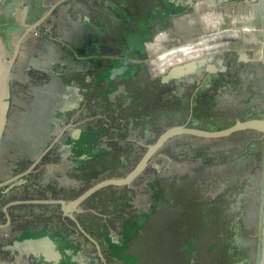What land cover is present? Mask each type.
<instances>
[{
    "label": "trees",
    "instance_id": "1",
    "mask_svg": "<svg viewBox=\"0 0 264 264\" xmlns=\"http://www.w3.org/2000/svg\"><path fill=\"white\" fill-rule=\"evenodd\" d=\"M76 1L88 9L89 16L101 34L99 37L100 45L107 47L109 53L114 56H122L125 50H131L133 53L140 51L141 33H152V30L163 27L166 21V16L159 11L152 12V7L157 6L158 2L165 5L167 0H129L131 5L126 3L125 7H123V3L127 0H113L115 1L113 7L107 6L103 0ZM229 1L241 2L243 0ZM216 8L217 6L211 8L209 13L217 11ZM156 14L158 19L154 20V23L152 20L155 19L153 16ZM238 17L231 20L230 23L235 24L244 20L243 17ZM187 23L193 24L192 19L189 18ZM219 26L217 24V26L209 29L202 35V38L212 39V37L215 38L220 34L228 33L226 30L229 28L221 29ZM161 36H163L162 43L152 55L172 42L170 39L166 40L168 36H171L169 33L163 32ZM191 38L194 37H187L186 39ZM211 39L201 40L202 43L192 42L185 48H175L177 46L175 44L171 49L162 51L164 52L162 55L158 54L157 57L151 58L148 62L152 75H161L174 65L200 58L197 53L198 48L212 46L210 45L213 42ZM206 47L204 50L208 52ZM142 58L143 56L140 59ZM114 59L93 58L91 60L92 85L82 105L81 119L83 120L79 125L80 138L75 146H84V148L79 147L77 153H83L85 150L88 157L72 173V177L83 184L84 188L77 190L50 182L48 179H45L44 182L40 181L38 178L32 177L35 168L14 185L0 188V190L5 189L13 200H70L99 179L125 176L132 169L133 162L138 161L144 153L146 143H152L166 127L185 122L186 116H189V101L196 108L201 105L204 106L205 100L209 97L205 91H209L220 80H222L220 86L223 87L229 80L226 73H214L209 75L201 86L188 88L183 84V81L164 79L163 76L151 77L144 64L138 67L124 65L121 73L116 76L120 79L119 85L109 88L112 79L106 77L101 71L121 65L113 66ZM104 81L106 85L102 87ZM223 81H225L224 84ZM234 86L240 88L241 82L234 81ZM166 94L167 98H164ZM175 101L178 104H175ZM172 104L174 108H172ZM170 108L174 110V116L176 115L179 119L177 117L168 118L167 114ZM252 116L260 118L263 115L260 117L259 115ZM128 133L135 134L138 139L145 140L144 144L137 146L140 150L136 153L134 141L128 139ZM149 133L154 134V136L147 139ZM116 136H120L121 140H114ZM103 137L114 140L110 142L112 147L93 150L95 144ZM178 137L194 136L187 134L174 136V138ZM224 138L230 139L232 143L221 149L199 151L179 147L177 152L168 153L172 158L186 159L189 162V167L182 173L171 176H160L158 173L154 175V192L157 197L151 204L150 213L146 214L142 210L137 211L129 206L126 209L127 205H133L136 196L132 182L128 186H106V188H120L126 198L123 196V199L121 196L105 198L103 197V193H105L103 187L81 202L80 207L83 211L77 213L75 217L80 226L98 242L102 256L104 253L106 257H103L106 263L108 256L101 247L110 246L115 255L119 257H125L126 254L129 255L128 253L137 254L134 250L135 246L133 247L136 244L134 241L141 234L140 231L154 217L160 216L166 211L167 222H171L173 225L183 215H186V210L183 212L182 209H185L189 204L188 207H191L190 212H187L191 214L189 220L182 226H176V228L185 226L187 230L188 227L192 228L195 220L196 227H193V235H188V237L186 235V241L192 252V256L189 258L193 261L187 263L186 259L188 258L185 256L183 260H186V264H254L256 232H249L250 241H252L250 246H243L240 241L243 230L240 215L244 209L242 203L246 201L247 195L242 188H252L257 192L252 182L254 181V172L261 171L264 136L261 132L249 129L234 132L220 139ZM168 141L156 152V156L166 151L165 146ZM54 149L48 151L42 160H47ZM91 151L94 152L91 153ZM194 161L198 163L192 165L190 162ZM109 164L115 165V167L119 165V168L113 169ZM56 165L49 170L54 171L65 167V164H61L60 168H56ZM27 166H22L20 171ZM108 169L115 171L108 172ZM245 169L247 170L246 178H233L235 173L242 174ZM211 186L221 187V190L217 194L208 193ZM184 199H186V204ZM0 201L4 202L3 195H0ZM130 202L131 204H129ZM227 209L230 210L225 211ZM8 213L12 219L13 229L20 238H24L26 235L24 231L28 230L49 231L67 237L77 234L94 247V244L78 230L73 220L61 214L58 204L15 203L9 205ZM177 215L181 217L176 219ZM211 221L213 223H210ZM210 225H212L211 227L214 229L212 232L214 233L202 236L203 231L210 230ZM111 232H118L120 236H123L122 242H114L115 238L109 235ZM116 244H121L119 250L116 249L118 246ZM71 250L74 251V249ZM111 252L113 251L110 250L109 253ZM238 252L243 254L239 256ZM196 255L203 257L197 259ZM129 264H139V262L134 261L133 263L129 262Z\"/></svg>",
    "mask_w": 264,
    "mask_h": 264
},
{
    "label": "rangeland",
    "instance_id": "2",
    "mask_svg": "<svg viewBox=\"0 0 264 264\" xmlns=\"http://www.w3.org/2000/svg\"><path fill=\"white\" fill-rule=\"evenodd\" d=\"M167 1V3H164L165 5H162V2H158L157 6L152 7V12L159 11L161 14L166 16L164 26L160 28L156 27L157 29L152 30V33H141V38L139 41V45L141 46L140 51L133 53L131 50H125L122 56L114 57V63L112 64L113 66L116 64L121 65L101 71V73L104 72L106 77L112 79V83L109 88H114L119 85L118 82L120 79L116 78V76L118 75V72H120L121 66L135 65L138 67L141 64L146 66L151 77H161L166 75L170 69L183 66L178 74L174 75L175 73H171L170 75L172 76L169 77V79L177 82L183 81V84H185L186 87L195 88L201 86L202 82L207 78L208 74L204 71V67L208 62H210L216 64L217 67L220 68L221 71L217 72L226 73L229 76V80L223 87L220 86V83L222 82V80H220V82H216L209 91H205L208 93L209 97L207 100H205L206 103L204 106L201 105L200 107L196 108L194 104H191V101L188 102V114L191 116L189 119V125L208 130H215L223 128L237 119L254 118L252 115H259V117L261 115L264 116V85L262 82L260 83V73L261 71L264 73V64L259 59L262 57L264 45V0H255L253 2L247 0H243L241 2L215 0L217 4V11L214 13H209V11L212 10L211 8L197 11L195 13L196 24H188L183 18L186 13H192L191 3L195 0ZM103 2L106 3L107 6L111 7H113L115 4V1L113 0H103ZM125 3H127L129 6L131 5L129 0H127ZM248 14H252L253 19L247 21L243 20L242 22L235 24L230 23L231 20L239 18V15H243L241 17L247 18ZM153 17L155 19H153L152 22L158 19L157 14ZM217 24L220 25L219 27L221 29L233 28L239 31L240 28H247L248 31L242 34L246 38L253 37V40L245 43V41H243L241 38L238 39L237 30L234 33L220 34L215 38L212 37V39L202 38L204 33L217 26ZM37 31L39 32V30L36 29V32ZM163 32H167L171 35L168 36L166 40H183L187 37H195L199 34L198 38L194 39L195 41L193 42L198 41L199 43H202L203 40L207 39H211L213 42L210 44L212 46H204L208 48V52L204 50V47L198 48L197 53L200 58L189 61L188 63L185 62L186 64L182 63L174 65V67L172 66L168 68L169 70L167 69L163 74L154 76L150 71V66L148 63L149 53L147 51L149 47L151 48V46L154 44L151 41L155 38V36ZM150 42L151 44L149 45ZM185 42L186 41H184L183 45V42L176 43L177 46L175 48H185L189 44H192V42ZM160 43L157 45L158 47L160 46ZM244 53L254 61L252 63H245L240 60L239 56ZM8 56L9 54L5 55V59H7ZM142 56L143 58L140 59ZM237 80L241 82L240 88H236L234 86V81L236 82ZM224 83L225 81H223V84ZM105 85V81L102 82V87H105ZM164 98H167V94L164 95ZM175 104H178V102L175 101ZM172 108H174L173 104ZM167 115L170 119L177 117L176 115L174 116V110L171 108ZM177 118L179 119V117ZM187 118L188 116H186L185 122ZM16 126H18V129ZM59 127L60 129L62 128V126L57 123H23L21 125H15V128L12 130L11 137L8 135V131H6L5 134H3L0 143V179L11 176L20 171L22 166L28 165L32 161L33 157L37 155L55 137V135L60 132V129H58ZM67 128L56 141L57 143L55 144V149L51 155H49V158H47L45 161L41 160L37 165L36 169L33 171L32 177H36L43 182L45 179H48L50 182L66 185L80 190L84 188V186L83 184H80L76 178L72 177V173L79 164L83 163L87 159L88 153L85 152V150H83V153H77V149L79 147L84 148V146L79 145L78 147H75L76 142L80 138V128L75 127L76 130L74 129L72 131H66ZM153 136L154 134L149 133L147 134L146 138L150 139ZM127 137L129 140L134 141L135 153L140 150L138 145L145 143L144 139H138L135 134L128 133ZM120 138V136H116L114 137V140H121ZM220 138L212 139L194 136L178 138L173 137L169 139V141L167 140L168 143L165 146L167 153L165 151L161 152L157 156H153L144 168L143 172L132 181V188L135 190L136 196L135 200L133 201V205H127L126 209H128L129 206L131 208L133 207V209L137 211L142 210L143 213H150L152 208L151 204L153 201H155V197H157L154 192V175L158 173L160 176H171L173 174L182 173L189 167V162L186 159L172 158L168 153L177 152L179 147L191 148L199 151H210L227 147L232 143L230 139ZM111 140L112 139H109L108 137H103L97 142V144H95L93 150H97L99 148L104 149L107 147L111 148L112 146L110 142L114 141ZM93 152L94 151H91V153ZM168 159L172 161L170 169L165 167V162ZM136 162L137 160L134 161L133 164L135 165ZM190 163L192 165H196L198 162L194 161ZM19 164L21 165L20 167ZM61 164H65L63 169L54 171H52V169L49 170L50 168H54V165L57 166L56 168H60ZM109 165L113 167V169L119 168V165L116 167L112 164ZM113 169H108V172L115 171ZM254 173L255 175L252 185L256 188L257 192H255V190L252 188H242L247 195L246 201L242 203V205H244V209L240 215L243 223L240 241L241 244L246 247L250 246V243L252 242L250 241L251 238L249 236V232H256L259 213V187L261 175L260 171L258 170ZM246 176L247 170L245 169L242 174L235 173L233 178L239 177L242 179L246 178ZM104 188L105 193H103V197L105 198H111L113 196H121V199H123V197L126 198L120 188ZM210 188L208 193L211 194H217L221 190V187L219 188L216 186H211ZM5 192V189L0 190V195L4 194ZM185 202L186 199H184V203ZM129 204H131V202ZM188 205L189 204H187L185 209H182L183 212L186 210V215H183L182 217L177 215L176 219L180 217L181 218L178 222H175L176 225L174 223L171 225V222H167L166 211H164L162 215H157L154 217L152 221H150V223L140 231L141 234L138 235L134 241L136 244L133 245V247L135 246L134 250L137 254L128 253L129 255L126 254L125 257H119L115 255L114 250L111 249L110 246L105 245L104 247H101L103 252L105 251L108 256V261L106 260L108 262L107 264H129V262L133 263L134 261L136 263L139 262V264H183V262L186 264V260L187 263H189L191 260L193 261V259L189 258L192 256V252L190 251V245L186 241V235L187 237L188 235H193V227H196L195 220L193 222L192 228L188 227L187 230L185 226L176 228V226H182L189 220L188 218H190L191 214L187 212L191 207H188ZM3 206L4 205L0 203V209H3ZM229 210L230 209H227L225 211ZM119 211L121 210L119 209ZM210 223L213 222L211 221ZM211 226L212 225H210V227ZM213 230L214 229L211 227L209 231H203L202 236H207L209 233H214L212 232ZM195 233L198 234L199 232ZM111 234H113L116 238L114 242H122L123 236H120L118 232H112ZM74 236L75 238L78 237L84 239L77 234ZM6 241H8V243H6ZM12 242V239L7 240L0 238V258H6L7 261H11L13 258V254L11 252L17 250V248H15L17 245H14ZM88 244L89 247H87L86 251L90 254L91 261H93L94 264H102L103 262L97 256L95 248L90 243ZM116 245H118L116 249L119 250V245L121 244ZM109 249L113 252L109 253ZM2 252H6L7 254H3L4 257H2ZM210 254L211 252L209 253V256ZM242 254L243 253L238 252L239 256ZM185 256L188 259L183 260L185 259ZM78 257L80 258L81 262L86 260V258H83L81 255ZM103 257H105L104 253ZM196 257L198 259L202 258L203 256L196 255ZM15 263L18 262L15 261Z\"/></svg>",
    "mask_w": 264,
    "mask_h": 264
},
{
    "label": "crops",
    "instance_id": "3",
    "mask_svg": "<svg viewBox=\"0 0 264 264\" xmlns=\"http://www.w3.org/2000/svg\"><path fill=\"white\" fill-rule=\"evenodd\" d=\"M55 2L58 4L42 23L22 37L10 70L5 127L10 137L15 125L23 123H57L62 127L73 123L66 131L80 128L82 105L92 85L91 60L118 57L100 45L99 29L89 16L88 9L76 0H1L0 44L4 55H10L24 29ZM207 2L216 3L215 0ZM200 4L199 0L195 1L192 9ZM183 18L187 22L191 16L186 13ZM162 34L151 41L154 44L149 47L148 56L162 43ZM261 82L264 85L262 71ZM24 232V238L16 234L10 237L17 250L11 252L13 258L6 264H12L14 259L20 264H94L86 251L89 244L84 239L49 231ZM111 233L109 235L114 237ZM80 255L86 258L84 262L80 261Z\"/></svg>",
    "mask_w": 264,
    "mask_h": 264
},
{
    "label": "water",
    "instance_id": "4",
    "mask_svg": "<svg viewBox=\"0 0 264 264\" xmlns=\"http://www.w3.org/2000/svg\"><path fill=\"white\" fill-rule=\"evenodd\" d=\"M197 1V0H195ZM193 1L192 4L195 2ZM250 2H253L255 0H247ZM1 2V0H0ZM58 4V2H55L52 4L47 11L38 19L36 20L32 25L28 26L24 29L22 34L19 36V38L16 40L11 53L7 59H5V55L3 52V49L0 44V143L5 131L6 122H7V112H8V90H7V82H8V76L10 74V70L12 68V65L18 55L19 49H20V42L23 36H25L30 30L36 28L38 25L42 23V21L51 13V11L54 9V7ZM264 31V30H263ZM240 60L249 61L250 59L245 53L241 54L239 56ZM262 63L264 64V45H263V54L262 57L259 58ZM188 63V62H186ZM183 63V64H186ZM125 64V63H124ZM124 66V65H123ZM123 66L120 69V72L123 70ZM181 68L183 66H178L175 68H172L169 70V72L166 75H163L164 79H169L172 75L171 73H175L174 75L178 74L181 71ZM217 65L214 63L208 62L206 66L204 67V71L211 73L217 70ZM190 119V114L186 120V122L182 124H175L172 126H169L165 128L157 137L156 139L146 145V149L144 153L141 155V157L138 159V161L135 163V165L132 167V169L122 177H108L103 178L88 188H86L84 191H82L79 195H77L75 198L70 200H64V199H25V200H13L9 203H7L4 206V211L6 212V207L10 204L15 203H48V204H58L61 214L63 216H66L73 220V222L76 224L78 230L86 237L90 242H92L95 246L96 252L99 256V258L102 260L103 264L105 263V260L102 256V253L100 251V246L98 242L92 238L78 223L75 215L77 213H80L79 207L83 200H85L87 197H89L91 194L95 193L99 189L109 186V185H115V186H123V185H129L135 178H137L146 165L149 163L151 158L156 154V152L164 145V143L176 136V135H192L197 137H203V138H220L228 136L234 132L241 131V130H255L258 132H261L264 136V116L260 118H248V119H237L232 124L215 129V130H208L203 128H198L194 126H190L188 124V121ZM71 124H67L62 127L61 131L55 135V137L51 140V142L44 147L37 155H35L30 162V164L22 171L11 175L3 180H0V188L4 187L6 185H11L16 183L19 179L26 176L30 172H32L36 166L40 163L42 158L45 156V154L50 150V148L54 145V143L58 140L60 135L63 133V131L70 126ZM261 175V181H260V199H259V213H258V221H257V227H256V250H255V258H254V264H264V141H263V147H262V167L260 171ZM81 208V207H80ZM7 213V212H6ZM8 216V215H7ZM0 264H3L0 262Z\"/></svg>",
    "mask_w": 264,
    "mask_h": 264
},
{
    "label": "flooded vegetation",
    "instance_id": "5",
    "mask_svg": "<svg viewBox=\"0 0 264 264\" xmlns=\"http://www.w3.org/2000/svg\"><path fill=\"white\" fill-rule=\"evenodd\" d=\"M125 5H126V3L124 2L123 3V7H125ZM182 16V15H181ZM248 19L247 18H244V21H247ZM237 29H233V28H229V29H227L226 31L228 32V33H234L235 31H236ZM154 36V35H153ZM243 62H248V61H243ZM217 71H221L220 70V68L218 67L217 68V70L216 71H214V72H211V73H208V72H206L207 74H208V76L209 75H211V74H214V73H220V72H217ZM207 76V77H208ZM73 124V123H72ZM71 124V125H72ZM68 127H70V126H68ZM4 134H5V131H4ZM51 142V141H50ZM49 142V143H50ZM48 143V144H49ZM57 142H55L54 143V145L50 148V150L51 149H53L54 147H55V144H56ZM47 144V145H48ZM46 145V146H47ZM45 146V147H46ZM49 150V151H50ZM30 164V163H29ZM28 164V165H29ZM25 169V168H24ZM18 172H20V171H18ZM17 172V173H18ZM16 174V173H15ZM14 175V174H13ZM9 177V176H8ZM7 178V177H6ZM5 179V178H4ZM0 180H3V179H0ZM11 185H14V184H11ZM4 187H9V185H6V186H4ZM4 187H1V188H4ZM3 195V198H4V202H1L0 201V203H2L4 206L7 204V203H9V202H11V201H13V199L10 197V195L9 194H7V192H5L4 194H2ZM25 200V199H24ZM11 205V204H10ZM4 206H3V208H4ZM8 207H9V205L6 207V212L4 211V209H0V229L2 230L1 232H0V238H3V239H7V240H9L10 239V237L11 236H13V234H16V232L14 231V229H13V224H12V219H11V217H10V215H9V213H8ZM8 215V216H7ZM2 236V237H1ZM9 238V239H8ZM7 252V251H6ZM6 252H2L1 254L3 255H5V254H7ZM4 255L2 256V257H4ZM0 262L1 263H3V264H6V262H7V259L5 258H0ZM12 264H20V262H18V263H15V261H13L12 262Z\"/></svg>",
    "mask_w": 264,
    "mask_h": 264
},
{
    "label": "bare ground",
    "instance_id": "6",
    "mask_svg": "<svg viewBox=\"0 0 264 264\" xmlns=\"http://www.w3.org/2000/svg\"><path fill=\"white\" fill-rule=\"evenodd\" d=\"M199 2H201L202 4H200L198 7L196 8H193L192 9V13L191 14V18L193 19V22L195 23L196 20H195V13L199 10H203V9H209V8H213V7H216L217 4L216 3H211V2H207V0H199ZM254 5V4H253ZM256 6V5H255ZM254 6V7H255ZM192 7V6H191ZM243 14V13H242ZM239 16H243V15H239ZM247 19H253V15L252 14H248L247 15ZM196 24V23H195ZM248 29L247 28H240L239 31L237 30L238 34H237V38H241L243 41L248 42V41H252L253 37L252 38H246L242 33L244 32H247ZM255 33V32H254ZM199 35V34H198ZM198 35H196L194 38H191V39H183V40H177V41H172L170 45L164 47L162 50L158 51L155 55H151L149 57V60L153 57H157V55H162L164 52L162 51H166V50H169L171 49L176 43L178 42H184L186 41L187 43H191L193 41H195L194 39H197L198 38ZM257 36V35H256ZM189 40V41H188ZM256 41V40H255ZM241 42V41H240ZM167 48V49H166ZM162 52V53H161ZM161 53V54H160ZM174 67V66H173ZM169 70V69H168Z\"/></svg>",
    "mask_w": 264,
    "mask_h": 264
},
{
    "label": "built area",
    "instance_id": "7",
    "mask_svg": "<svg viewBox=\"0 0 264 264\" xmlns=\"http://www.w3.org/2000/svg\"><path fill=\"white\" fill-rule=\"evenodd\" d=\"M171 164H172V161H171L170 159H168V160L165 162V167H166L167 169H170ZM79 211L82 212L83 209L79 207Z\"/></svg>",
    "mask_w": 264,
    "mask_h": 264
}]
</instances>
